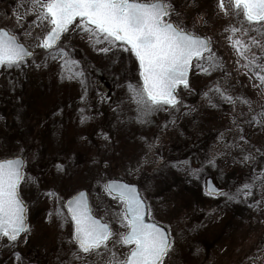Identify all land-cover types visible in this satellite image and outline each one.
I'll list each match as a JSON object with an SVG mask.
<instances>
[{"label": "rangeland", "instance_id": "obj_1", "mask_svg": "<svg viewBox=\"0 0 264 264\" xmlns=\"http://www.w3.org/2000/svg\"><path fill=\"white\" fill-rule=\"evenodd\" d=\"M170 3L172 21L210 38L217 66L202 72L194 60L180 103L142 116L128 89L142 84L134 53L98 51L109 45L91 43L74 24L59 42L65 67L41 46L50 25L28 11L30 0H0V27L34 53L20 67L0 68V158L26 160L19 191L29 226L15 242L0 240V264H107L103 248L73 256L78 245L70 242L65 203L81 189L110 223L109 248L123 258L131 246L118 242L127 229L119 223L123 202L106 190L110 179L137 183L151 218L168 229L164 264H264V86L233 43L255 37L264 45V34L235 15L233 0H224L227 14L219 0ZM232 25L241 31L233 34ZM261 51L253 45L246 54ZM199 137L210 160L196 168L183 149ZM207 177L225 191L209 194Z\"/></svg>", "mask_w": 264, "mask_h": 264}, {"label": "snow or ice", "instance_id": "obj_2", "mask_svg": "<svg viewBox=\"0 0 264 264\" xmlns=\"http://www.w3.org/2000/svg\"><path fill=\"white\" fill-rule=\"evenodd\" d=\"M30 3L28 11L36 12V20L48 21L50 25L41 46L54 51L65 67L69 63L68 53L59 42L74 24L88 34L91 43L106 42L109 45L98 51L108 52L117 47L134 53L142 84L129 82L128 89L142 116L165 105L175 107L180 103L178 88L189 86L188 77L194 60L195 67L202 72L217 66L218 58L212 53L210 38L170 19L173 11L170 0H30ZM219 7L227 14L224 0H219ZM233 7L237 17L242 15L250 28L264 34V0H233ZM230 31L235 34L241 29L232 25ZM233 43L238 54L248 61L245 67H251L264 86V45L255 37L248 43L239 38ZM253 45L262 49L260 57L255 53L251 57L246 54ZM33 55L16 34L0 27V67H20ZM205 60L207 67L203 64ZM75 75L83 80L82 71ZM225 99L232 97L225 96ZM23 164V158L18 155L0 158V239L7 238L10 242L17 241L21 233L29 230L26 202L19 191L25 180ZM105 187L108 195L123 202L119 223L127 231L120 234L118 242L131 246L130 250L120 258L109 248V241L114 236L110 223L93 214L86 193L80 192L67 201L70 218L75 224L70 242L78 245V251L73 252L74 258L84 259L79 251L100 255L103 248L111 254L107 264H164V258L172 248L171 236L163 226L146 220L149 205L142 193L135 185L118 180L108 181ZM251 187L247 183L243 186L244 189ZM238 194H233L232 198H237ZM243 195L251 193L243 191ZM59 211L62 214L63 209Z\"/></svg>", "mask_w": 264, "mask_h": 264}, {"label": "water", "instance_id": "obj_3", "mask_svg": "<svg viewBox=\"0 0 264 264\" xmlns=\"http://www.w3.org/2000/svg\"><path fill=\"white\" fill-rule=\"evenodd\" d=\"M29 49V48H28ZM31 52H33L31 49H29ZM31 57V56H30ZM29 58V57H28ZM194 62V61H193ZM1 68V67H0ZM190 73H191V69H190V72H189V76H190ZM188 79H189V77H188ZM21 157V156H20ZM11 158H14V157H11ZM23 158V157H22ZM23 161H24V164H23V170H24V167H25V164H26V160H25V158H23ZM111 180H118V181H123L124 183H127V184H133V185H135L136 186V188L141 192V189H140V187H139V185L137 184V183H134V182H129V181H126V180H123V179H110V180H108V181H111ZM107 181V182H108ZM106 182V183H107ZM206 191L209 193V194H212V195H219V194H221L222 192H223V189L221 188V187H219L218 186V184L215 182V180H214V178H212V177H209V178H207L206 179ZM107 190V189H106ZM80 192H84V193H86V196H87V199H88V202H89V204H90V198H89V193H88V191L87 190H85V189H81V190H79L76 194H74L72 197H74V196H77ZM108 192V191H107ZM142 193V192H141ZM142 196H143V194H142ZM72 197H70L68 200H70ZM113 197H115V196H113ZM144 197V196H143ZM117 198V197H116ZM67 200V201H68ZM67 201H66V207H67V210H68V203H67ZM148 204V203H147ZM91 205V204H90ZM149 205V204H148ZM26 207H27V204H26ZM92 208V207H91ZM70 214V213H69ZM94 214V213H93ZM95 215V214H94ZM97 216V215H96ZM97 218H101V217H98L97 216ZM26 219H27V212H26ZM146 220L148 221V222H156V223H158L156 220H154L153 218H151V216H150V208H148V213L146 214ZM74 222V221H73ZM27 224H28V222H27ZM159 225H161V226H163L164 227V229L166 230V231H168V229L164 226V225H162V224H160V223H158ZM74 229H75V224H74ZM169 232V231H168ZM23 233H21V235H22ZM1 240V239H0ZM171 240H172V238H171Z\"/></svg>", "mask_w": 264, "mask_h": 264}, {"label": "trees", "instance_id": "obj_4", "mask_svg": "<svg viewBox=\"0 0 264 264\" xmlns=\"http://www.w3.org/2000/svg\"><path fill=\"white\" fill-rule=\"evenodd\" d=\"M202 141L203 138L199 137L183 149V153H186V155L190 157L191 162L193 163V165H195L196 168L202 167L207 161L210 160L201 144Z\"/></svg>", "mask_w": 264, "mask_h": 264}]
</instances>
